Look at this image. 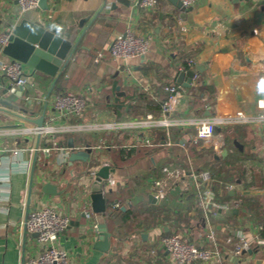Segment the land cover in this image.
I'll return each mask as SVG.
<instances>
[{"label": "crops", "instance_id": "crops-1", "mask_svg": "<svg viewBox=\"0 0 264 264\" xmlns=\"http://www.w3.org/2000/svg\"><path fill=\"white\" fill-rule=\"evenodd\" d=\"M133 2L48 0L47 9L39 7L19 16L17 0H0V29H9L26 18L77 43L72 60L59 77H62L59 92H83L88 86L95 88L93 106L84 114V121L126 120L158 115L167 97L164 86L176 83L186 87L177 82L181 72L189 71L182 69L183 59L180 56L193 60L190 70L196 69V75L191 85L195 78L200 77L215 92L211 106H207L202 115L195 114L189 100L184 97L176 115L204 116L207 112L234 114L239 110L251 113L257 110L256 101L263 94L264 0H198L186 10L177 7L171 0H162L155 9L148 11L139 10ZM128 26L140 35L149 36L147 53L130 58L127 64L110 55L101 62H95L96 51L107 48L113 37L125 32ZM0 59L11 60L3 53ZM24 67L29 84L21 96L6 97L18 108L0 105V127L36 124L33 120L52 110L51 99L57 94L54 87L51 89L54 77L34 71L27 65ZM3 81L7 82L6 78L0 76V87ZM3 91L0 88V93ZM140 93L144 94L143 98ZM27 100L34 103V111L22 110L20 104ZM148 103L159 104L160 110L149 109ZM121 104L127 110L130 105L133 106L134 113L119 114L116 106ZM234 125L247 129V133H244L246 139L254 141L250 151L263 156L264 136L259 137L247 124L224 127L222 132L225 139V132L228 135L235 132L231 128ZM158 130L162 131L155 129L150 136L159 142V146L146 145L148 136L144 131L137 134L122 131L110 135L98 131L59 134L56 137L58 144L70 149L68 159L63 162L62 153L57 149L49 154L43 150L35 153L31 191L34 156L29 166L16 168V164L13 165L14 169L8 173V181H4L5 187L0 188V264H22L23 260L27 262L40 250L36 236L27 230L25 232L28 207L30 211L54 206L62 215L69 217V224L59 237L60 247L68 252V264H169L168 253L156 243L161 235L168 233L184 234L198 246H212L205 235V214L199 206L198 197L175 187L157 199L152 193L151 184L153 179L164 175V168L179 167L196 172L209 171L212 178L210 187L214 191L212 183L216 179L212 176L211 166L207 164L211 160L218 162L226 158L231 152L229 141L234 144L239 133L231 139L227 136L220 153L204 147H192L185 152L182 147L183 134L179 129L177 132L171 131L175 142L172 146L163 144L165 131ZM65 136L69 137L67 142L64 141ZM15 142L20 146L52 145L50 140H39L37 137L0 136V145L11 147ZM102 142H111L115 146L100 150L96 157L89 151L87 160L70 162L72 152ZM125 143L134 145L127 150L122 146ZM103 166H109L113 171L103 179L106 212L95 214L90 188ZM5 171L6 165L4 174ZM45 182L56 184L61 193H44L42 185ZM229 185L233 187L229 188ZM226 189L231 196L259 193L244 188L238 181L226 185ZM150 195L156 202L150 199ZM223 197L218 198L215 193L214 199L220 203L238 202L237 196L229 200ZM238 207L239 202L237 207L209 213L219 241L218 249L223 254L220 260L222 264H264V247L254 246L251 253L242 256L232 253L234 229L242 228L252 244L261 232L257 228L261 224L248 218L246 211ZM231 210L235 218H230ZM110 211H114L111 218L107 216ZM126 211L130 215L124 220L123 212ZM97 223L106 224L111 233L110 247L105 252L95 248L97 237L94 235V225Z\"/></svg>", "mask_w": 264, "mask_h": 264}, {"label": "built area", "instance_id": "built-area-1", "mask_svg": "<svg viewBox=\"0 0 264 264\" xmlns=\"http://www.w3.org/2000/svg\"><path fill=\"white\" fill-rule=\"evenodd\" d=\"M162 0H134V5L139 10H153ZM185 8L193 7L198 0H180ZM19 10L18 15L23 16L26 12L39 8V0H17ZM180 19V18H179ZM11 28L0 29V54L3 48L9 43ZM149 36L140 35L132 27H127L126 31L113 37L107 48L97 50L94 56L95 62H101L107 55L119 59L123 64L136 56H144L149 50ZM11 59V58H10ZM189 65L193 64L192 59H188ZM25 64L18 60L4 61L0 59V76L6 78L2 87L5 91L0 93V97L16 96L19 91H25L29 84V77L25 70ZM262 96L256 101V111L246 112L239 110L234 114H210L204 116H177L178 105L182 98L183 87L181 84H167L164 90L167 97L161 105L158 115L149 114L147 116L135 117L126 120H92L84 121L83 116L86 111L93 106L92 95L95 88L88 86L83 92L71 90L61 91L55 94L52 99V110L45 114L44 122L41 126L37 124H14L11 127H0V136L16 135L22 137H37L39 140H50L51 146L24 145L17 142L13 146L0 145V188L5 187L4 181H8V173L15 165L29 166L35 153L40 150L50 153L57 149L62 153V161L68 159L70 149L58 144L59 134H75L85 132H102L110 135L115 132L126 131L130 134H137L144 131L147 134L146 145H160L155 142V138L150 136L155 129L165 131L164 145L175 144L172 138V129L181 131L185 152H189L192 147H204L220 153L225 147V137L222 129L233 124H247L259 136H264V70L261 73ZM221 130L216 132V128ZM133 143L122 145L130 150ZM114 143L102 142L96 145H87L83 150H90L96 157L100 150L114 147ZM12 164V166L10 165ZM5 165L7 171L4 174ZM14 169V168H13ZM44 175V174H43ZM189 179V180H188ZM211 174L209 171L196 172L193 169L185 170L179 167L164 168V175L152 181V193L157 199H161L170 189L180 187L189 194L194 193L199 200V206L203 209L206 221V237L212 246H198L186 235L180 233H168L161 235L157 240V246L165 250L169 256V264H222L223 254L218 249L217 234L211 225L209 213L215 210L237 207L238 202L220 203L215 201V193L210 187ZM112 182V181H111ZM233 185H229L232 188ZM116 207L119 204H115ZM87 216H90L86 212ZM69 224V217L60 213L57 207L46 206L34 208L27 214L24 225L31 234H36L40 250L36 256L31 257L22 264H68V252L59 245V237ZM96 227V225H94ZM262 230V226H257ZM232 236V253L242 256L254 246L264 247V238L256 235L253 244L248 239L242 228L234 229Z\"/></svg>", "mask_w": 264, "mask_h": 264}, {"label": "water", "instance_id": "water-1", "mask_svg": "<svg viewBox=\"0 0 264 264\" xmlns=\"http://www.w3.org/2000/svg\"><path fill=\"white\" fill-rule=\"evenodd\" d=\"M125 2L126 0H116ZM134 1V0H133ZM177 7L186 10L180 0H171ZM107 4H105L106 6ZM39 7L41 9L48 8V0H39ZM116 7V4H114ZM77 43L72 40L56 33L55 30L46 28L42 24L34 23L26 18H23L20 22L11 27L9 43L3 48L2 53L13 60H18L25 65L33 68L34 71H40L46 75L54 77L51 89L59 77L63 74L67 68L69 62L74 56ZM229 49V47H227ZM196 75V69L189 70L187 72H181L178 75L177 82L182 83L184 86H190L193 78ZM187 76V78H186ZM1 88V87H0ZM24 92L19 91L18 95H22ZM49 95V94H48ZM0 105L3 107L18 108L12 101L0 97ZM5 109L6 108H2ZM46 110V106L44 112ZM206 115H210L209 112ZM45 113L39 118L33 120L37 125L41 126L44 122ZM221 130L220 127L216 128V132ZM234 145L243 150V145L234 140ZM71 146V145H70ZM89 149L87 151L81 150L72 152L70 155V162L74 160L82 159L87 160L89 157ZM228 153V150H225ZM36 156H34L31 177H30V191L33 186L34 172ZM110 171H113L109 166H103L97 172V177L93 182L91 190L92 209L95 214L106 212V199L103 195V179L109 176ZM240 181L238 180V183ZM42 191L47 194H60L58 186L51 182H45L42 185ZM150 199L156 202L153 195H150ZM29 207L27 213L29 212ZM94 235L97 237L95 242V248L101 251H107L110 247L111 233L107 230V226L104 223H97L94 229ZM26 232V227H25ZM36 236V234H33ZM251 253V250L248 251ZM24 263V260H23Z\"/></svg>", "mask_w": 264, "mask_h": 264}, {"label": "trees", "instance_id": "trees-1", "mask_svg": "<svg viewBox=\"0 0 264 264\" xmlns=\"http://www.w3.org/2000/svg\"><path fill=\"white\" fill-rule=\"evenodd\" d=\"M180 57L181 59H183L182 69L184 71L190 70L191 65H189L188 60H185V58L187 59L189 58L185 56H180ZM61 79L62 77L59 78V80L57 81V83L55 84L53 88L56 93L59 92V85H60L59 82ZM214 92H215L214 88L211 85L205 84L204 80L200 79V77L195 78V81L192 85L188 87L187 86L183 87L184 98L189 100V103L192 109H194V113L197 115H202L205 108L207 106H211L212 100L214 99ZM139 95L142 98L144 97L143 93H140ZM20 106L22 110L32 109L34 111L33 108H35L34 103L33 102L31 103L29 100L21 103ZM148 108L153 109L157 112L160 110V105L159 104L152 105L148 103ZM116 110L119 112V114H122V112L134 113V107L131 105H130L129 110L125 109V107H123V104L117 105ZM138 114H140L139 111H138ZM234 126L238 127L237 125H234ZM172 130L173 132L175 130L176 132L178 131L177 129H172ZM233 130L236 131V128ZM158 131H162V130L157 129V132ZM237 133H239V136H237V140L240 143H243L242 138L245 137L244 132L241 131ZM73 137H76V136H73ZM73 137L72 139L74 140ZM238 137H241V138H238ZM65 138L66 139H64V141L67 142L69 137L65 136ZM229 142H230L229 147L231 149V152L226 158L218 161L221 163L220 165L221 167L218 169V172H217L218 177L212 183V187L218 198L224 196L223 197L224 199L229 200L237 196V200L239 202L238 208L242 210L244 209L246 211L248 218L254 220L255 222H259L262 225L260 236L264 238V194H260V193H252L248 195L235 194V196H231L229 193L230 191L226 189V185L236 184L238 180L240 181L241 185H243V187L246 189H252L256 187L257 184H256L254 173H252V177L250 180H245L247 179L246 176H247L248 168L246 167V165L248 162H253V166L254 165L256 166L255 162L258 163L256 167L259 168L260 174H261L260 175L261 182H260V185L258 186L261 189H264V155L259 156L258 154H255L253 152H250V154L247 153L245 150L244 143H243L244 150L240 151L239 148L236 147L232 143V141H229ZM250 170L252 171L253 169H250ZM157 210L159 211V208H157ZM152 212H157V211L152 210ZM123 214H124V220H126L128 216L130 215L129 211L123 212ZM230 214H232L230 218H235L234 211L231 210ZM113 215H114V211H110L107 216L111 218Z\"/></svg>", "mask_w": 264, "mask_h": 264}, {"label": "rangeland", "instance_id": "rangeland-1", "mask_svg": "<svg viewBox=\"0 0 264 264\" xmlns=\"http://www.w3.org/2000/svg\"><path fill=\"white\" fill-rule=\"evenodd\" d=\"M244 126L240 125L238 127L236 126H231L232 129H235L236 128V131L232 134V135H228V133L225 132V136H226V141H227V136L230 137V139L232 138V136H235L237 135L238 133L237 132H244V133H247V129L246 128H243ZM249 135V134H248ZM242 142L245 144V147L247 146V149L245 148L246 152L250 154V147L254 144V141L251 139H246L245 138H242ZM229 145H230V142H229ZM252 154V153H251ZM256 166L258 165V163H256ZM207 165H210V170L212 172V176L217 179L218 175H217V172H218V169L221 167V163L220 162H213L212 160L209 161V164ZM255 165L253 166V162H248L246 167L248 168V172H247V176L245 180H250L251 177H252V173L255 174V180H256V187L252 188L253 191H257L259 192L260 194H264V189H261L258 185H260V170L258 167H256ZM250 169H253L252 171Z\"/></svg>", "mask_w": 264, "mask_h": 264}]
</instances>
